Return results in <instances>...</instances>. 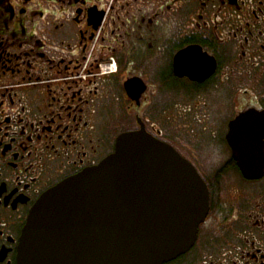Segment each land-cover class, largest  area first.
I'll return each mask as SVG.
<instances>
[{
    "label": "flooded vegetation",
    "instance_id": "1",
    "mask_svg": "<svg viewBox=\"0 0 264 264\" xmlns=\"http://www.w3.org/2000/svg\"><path fill=\"white\" fill-rule=\"evenodd\" d=\"M140 129L218 167L194 244L163 264H264V173L233 148L261 166L264 0H0V264L45 192Z\"/></svg>",
    "mask_w": 264,
    "mask_h": 264
},
{
    "label": "water",
    "instance_id": "2",
    "mask_svg": "<svg viewBox=\"0 0 264 264\" xmlns=\"http://www.w3.org/2000/svg\"><path fill=\"white\" fill-rule=\"evenodd\" d=\"M233 148L245 177L263 175L264 159L255 166ZM209 207L208 185L188 159L144 129L124 132L99 164L37 200L19 264H163L191 248Z\"/></svg>",
    "mask_w": 264,
    "mask_h": 264
},
{
    "label": "rangeland",
    "instance_id": "3",
    "mask_svg": "<svg viewBox=\"0 0 264 264\" xmlns=\"http://www.w3.org/2000/svg\"><path fill=\"white\" fill-rule=\"evenodd\" d=\"M218 139H222L220 137H218ZM218 167L216 166H202L199 165V172L203 175V177L208 180V181H212L214 179V177L216 176L217 173V169ZM233 176L236 175L233 171L230 172Z\"/></svg>",
    "mask_w": 264,
    "mask_h": 264
}]
</instances>
